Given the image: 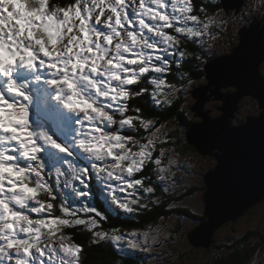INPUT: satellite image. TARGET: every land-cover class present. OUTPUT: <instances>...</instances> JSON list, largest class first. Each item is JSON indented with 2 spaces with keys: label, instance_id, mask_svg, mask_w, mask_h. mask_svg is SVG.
<instances>
[{
  "label": "snow or ice",
  "instance_id": "1",
  "mask_svg": "<svg viewBox=\"0 0 264 264\" xmlns=\"http://www.w3.org/2000/svg\"><path fill=\"white\" fill-rule=\"evenodd\" d=\"M31 2L10 0L22 6L13 11L11 7L3 8L4 0H0V59L14 57L0 67V100H18L23 105L33 99L28 94L29 84L21 82L29 77L33 83L41 84L39 77L53 85L59 83L95 101L92 106L100 110L98 119L77 117L84 138L105 137V147H115L102 159L89 160L79 148L61 145L48 134L47 144L35 139L31 147L37 149L36 159H31L23 154L27 148L18 140L0 143V163L13 171L23 169L27 176L23 184L7 179L0 184V264H81L82 246L64 232L65 228L78 226L91 234L93 243L109 241L120 255L132 259L129 249L142 247L141 234L105 230L104 224L122 215L129 219L156 205V184L144 174L145 169L154 166L164 191L168 190L164 182L169 169L164 166L162 149L159 156L154 155L155 133L159 131H154V119L142 116L139 107L131 109L136 115H128L129 101L149 94L158 110L162 103L158 97L164 94V88L181 91L166 81L167 74L174 71L173 65L178 71L187 55L180 45L190 42L202 50L203 38L211 35L208 29L216 21L210 18L202 22L190 0H74L59 6V15L53 17L58 24L64 22L63 39L57 41L53 54L40 33L42 21L31 20L34 31L29 35L21 17L38 11L40 5L44 15L55 9L49 0H35L37 9L29 7ZM198 11L208 15L207 6ZM25 53L29 54L27 61L22 59ZM229 64L225 61L226 66L219 72L231 82L233 69ZM205 71L216 69L207 65ZM208 79L213 82L211 75ZM145 82L152 86L151 92L147 87L133 90L132 86ZM188 83H192L190 77ZM52 94L45 89L44 101L61 114L66 124L63 133L68 135L71 122L52 101ZM205 127L211 146L222 147L211 134V127ZM141 129L148 135L137 138L124 134H139ZM24 187L34 190L35 195H25ZM57 207L59 216L55 215ZM143 235L146 244L148 233Z\"/></svg>",
  "mask_w": 264,
  "mask_h": 264
},
{
  "label": "rangeland",
  "instance_id": "2",
  "mask_svg": "<svg viewBox=\"0 0 264 264\" xmlns=\"http://www.w3.org/2000/svg\"><path fill=\"white\" fill-rule=\"evenodd\" d=\"M245 8L243 13L237 17L232 14V10H229L228 14L224 13L222 10L216 9L213 12H209L207 16H200L202 22L207 21L210 18H214L216 21L208 31L211 33L210 36H205L203 39L205 41L204 47L201 50L204 54L213 56H230L233 54V49L239 44V31L244 27L249 28L252 24L258 22L257 17H253L244 22V18L250 17L256 14V9L259 6V0H246ZM262 11V10H261ZM257 12V14H262L263 19L259 23L264 21V12ZM251 12V13H250ZM259 18L261 16H258ZM220 21H223L220 23ZM248 23V25H246ZM171 32V30H168ZM264 42V38L262 43ZM182 45V44H181ZM180 45V46H181ZM201 49V48H200ZM209 56V57H210ZM212 57V58H213ZM203 58V57H202ZM201 62V60H198ZM175 66V65H174ZM177 71V70H176ZM175 71V72H176ZM258 74L264 77V59L259 64ZM168 75L166 76V81L168 84H175L178 89L182 88L181 91L173 92L169 88H164L162 92L164 94L159 95V99L162 101L160 107H167L174 101L181 102V110L191 121L200 122V118L195 117L189 110L190 107L197 103V99L192 97V92L194 87H198L201 83L206 84L205 79L193 78L188 72H178L175 73L176 82H171L168 80ZM192 79V83H188V78ZM203 80V82H202ZM33 78L29 77L26 82L29 84V88H33L36 83H33ZM38 87L41 90L44 86ZM221 93L225 95L226 93H233L236 89L232 86L221 88ZM41 95L42 93L38 91ZM38 94V93H37ZM213 97V96H212ZM214 98V97H213ZM34 103L37 104V97L34 98ZM223 106V102L220 100L211 99L204 102L203 109L209 112L211 119L217 118L222 115L220 108ZM159 107V108H160ZM237 111L231 119L232 125H239L240 123H245V119L249 116L257 117L263 111L257 101L249 95H244L241 97L237 103ZM41 111V112H40ZM40 114H43V108L41 107ZM48 112V113H47ZM59 114L50 107V110L44 113L52 121L51 115ZM36 123L43 126L42 119L38 117L37 112L32 107L29 113V123ZM56 125H58L59 131L64 136V141L66 144L67 135L63 133V128L66 127L62 117L54 118ZM159 129L155 133L156 151L154 155L159 156L161 149L163 150V161L164 166L169 170L167 172V191H164L160 187V181L156 180L159 184L161 191L173 197L172 202L169 203L168 207L171 209H190L194 212L203 213L204 205L202 196L205 192L204 190V176L216 165L215 157L204 156L196 152L188 145L184 146L186 140V132L189 128L184 126H179L173 121L164 122L160 125L155 124V129ZM46 129V128H45ZM30 130V129H29ZM148 135L147 133H144ZM186 140V141H185ZM218 152L214 150L213 153ZM48 160V157H46ZM47 162V161H46ZM171 162V164H169ZM95 183L93 179L91 183ZM158 202L161 201L160 197L154 196L153 199H157ZM257 216V217H256ZM252 217V218H251ZM258 224H264V202H260L253 212L238 219L236 222L227 221L224 224L217 227L214 231L213 237L210 239L211 242L214 241L215 245H220L222 242H230L233 237H238L246 230L249 225L253 227ZM194 227L192 220L187 218H180L177 215H172L168 217H162L160 220L151 227H145L141 229H118L120 233L126 234L131 231H136L141 234V244L142 247L137 249H129L133 258L140 260L142 264H197L202 259L209 260L210 256L215 253L214 249H208L204 246L193 247L188 241L187 234ZM117 229V228H116ZM144 233H148L146 238V244L144 243L145 237ZM209 241V239H208ZM212 244V243H211ZM127 248V244L125 243ZM118 251V250H117ZM264 264V254L260 258ZM259 260V261H260Z\"/></svg>",
  "mask_w": 264,
  "mask_h": 264
},
{
  "label": "water",
  "instance_id": "3",
  "mask_svg": "<svg viewBox=\"0 0 264 264\" xmlns=\"http://www.w3.org/2000/svg\"><path fill=\"white\" fill-rule=\"evenodd\" d=\"M243 2L222 0L227 12L233 9L238 11ZM263 38L264 22L263 25L257 22L248 29H241L239 44L233 49V54L216 57L205 64L204 71L207 65H214L216 71H205L207 83L191 94L197 99L191 111L195 117L200 118V122H194L187 130V143L201 155H213L216 161L215 167L204 176L206 190L202 200L207 222L187 234L193 247L208 248L218 226L227 221H235L264 200V77L258 74L259 64L264 59ZM237 49L240 51L237 52ZM225 61H230L227 66L233 69L229 77L231 82L226 81L219 72V69L226 66ZM209 75L212 76V83L209 82ZM230 86L236 91L223 95L220 89ZM244 95L252 96L263 111L257 117H247L245 123L232 125L231 119L237 111V103ZM211 99L223 102L220 108L222 115L214 119L203 109L204 102ZM206 124L211 127V134L222 147L211 146ZM214 150L218 152L213 153Z\"/></svg>",
  "mask_w": 264,
  "mask_h": 264
},
{
  "label": "trees",
  "instance_id": "4",
  "mask_svg": "<svg viewBox=\"0 0 264 264\" xmlns=\"http://www.w3.org/2000/svg\"><path fill=\"white\" fill-rule=\"evenodd\" d=\"M193 1L194 0H190L191 3H193ZM73 2L74 0H49V3L51 5L59 6H66ZM246 2L247 1L244 0L242 6L238 10L244 7ZM194 5L197 9L194 14H197L199 16L205 15L204 13L198 11L201 6H207L208 13L213 12L215 9L216 11L222 10L225 14H228L229 12L224 10L222 0H195ZM230 12H237V10L233 9ZM261 25H263V23H261ZM180 48L182 51H185L187 53V55L183 59L182 67L179 69L180 72H188L192 75L193 78H199L200 80L202 78L205 79L204 65L216 58V56H212V58L210 55L204 54L201 51L200 47L190 42L182 43ZM197 56L203 57L202 59H200L201 62H198V60L195 58ZM222 56L224 57L225 55L222 54L217 57ZM173 68L174 71L169 73L168 80L171 82H176L175 73L178 71L175 70L174 65ZM204 85L205 84L201 83L200 85H198V87ZM143 87L149 88V92H151L152 90V86L148 85L146 82L143 84L132 86L133 90H139V88ZM198 87L196 86L192 90H195ZM129 105L130 111L128 115H136V113L132 112L131 109L139 107L141 109L142 116L148 119H154V123L158 125L164 122L173 121L180 127L184 126L186 128H189L194 123V121H191L188 117H186V115L181 110L180 101H174L169 106L160 107L157 110L156 106L152 105L151 103L150 95L145 94L143 97H135L134 99L130 100ZM191 108L192 107L189 108L190 111ZM43 121L46 123V126L49 129L50 136H52L53 139L58 140L59 143L63 144L62 135L58 133L55 128V125L47 119H44ZM124 134L137 135V138H139L140 135H145L143 129L140 130L139 134L130 133L127 131ZM187 145L189 148L191 147L192 149H194L187 142L184 143V146ZM153 167L154 166L151 165L148 166L145 169L144 174L150 176L152 181L156 184L157 190L155 196L160 197L161 201H159L154 206H150L149 210L144 211L138 215L132 216L129 219H125L123 215L120 217L110 218L104 224L105 230H111L113 228L141 229L145 227H151L155 225L160 220V218L172 215H177L180 218H187L192 220V222L194 223L193 228L197 227L198 225L205 224L207 222V218L204 215V211L202 214H198L197 212H194L190 209H171L168 207L169 203L172 202L171 200L173 199V197L161 191L159 184L156 180V175L153 172ZM92 185L93 191L95 192L96 182H93ZM262 201L264 202V200ZM259 203L250 208L243 216L239 217L238 219L247 216L248 214L253 212ZM55 215H60L59 207L56 208ZM238 219H236L234 222H236ZM64 232L66 235L72 237V240L76 244L82 246L83 251L80 254L81 264H142L140 260L136 258L132 257V259H129L123 255H120L115 246L112 245V243L109 241H99L97 243H93L91 234L87 230H85L83 226H78L76 228H65ZM208 249H214L216 252L210 256L209 260L202 259L197 264H263L262 259L260 260V258L264 254V224H258L255 227L249 225L243 232V234L238 237L231 238L230 242L225 241L222 242V244L220 245H215L213 241L212 244L208 248H206V250Z\"/></svg>",
  "mask_w": 264,
  "mask_h": 264
},
{
  "label": "clouds",
  "instance_id": "5",
  "mask_svg": "<svg viewBox=\"0 0 264 264\" xmlns=\"http://www.w3.org/2000/svg\"><path fill=\"white\" fill-rule=\"evenodd\" d=\"M3 8L11 7L13 11H19L22 7L16 3H10V0H4L2 5ZM29 7L32 9H37L38 5L35 0H32L29 3ZM55 11L51 14L44 15L45 9L43 5L39 6V10L27 14V17H21L24 21V26L27 29L29 35L34 31L31 24V20L35 19L42 21L40 24V33L46 39L47 43L52 47V53L56 54L55 45L58 40H62V24L56 23L53 17L59 15V5H53ZM20 23V21H17ZM11 59L14 57H5L0 59V67L10 63ZM23 60L27 61L29 59V54L25 53L22 57ZM75 67V65H73ZM43 68V66H42ZM63 69V65L61 70ZM55 72H52L51 75H55ZM33 75H35L33 73ZM41 84L47 91H51L52 101L58 103L60 110L68 117L71 122V127L67 135L66 144L69 148H79L82 153H85V159H102L104 155L110 153V150L115 147V145H108L106 148L105 145L107 140L105 137L91 138L87 140L81 134L80 121L77 120V117H80V120H91L93 117L99 118L100 110L95 109L92 105L95 101H90L81 95L78 91H74L68 87H62L59 83L53 85L48 83L44 77H39ZM34 82V81H33ZM29 96H32L31 93H28ZM12 99V97H10ZM33 99H29L26 104L21 105L20 101L15 103H8L3 100H0V143H8L10 140H18L26 148L27 151L23 153L26 158L36 159L37 149L31 147L35 139H39L42 144H47L48 131L36 123H29V113L30 109L33 107ZM89 112L92 113V116H89ZM81 113H84L81 116ZM30 129V130H29ZM40 161L37 160V165L39 166ZM25 170L20 169L13 171L11 166L5 167L3 163H0V184H2L6 179L9 182L20 181L21 184L27 180V176L24 174ZM22 192L27 196H34V190H29L26 187L22 188Z\"/></svg>",
  "mask_w": 264,
  "mask_h": 264
},
{
  "label": "flooded vegetation",
  "instance_id": "6",
  "mask_svg": "<svg viewBox=\"0 0 264 264\" xmlns=\"http://www.w3.org/2000/svg\"><path fill=\"white\" fill-rule=\"evenodd\" d=\"M195 1V0H194ZM194 1H193V4H194ZM259 2H260V4H259V6L257 7V9H256V14L255 15H251L249 18L248 17H246L245 16V18H244V22L246 23L248 20H250L251 18H255V17H257L258 18V22H260L261 21V18L263 19V17H262V14H257V12H260L261 10V12L263 13L264 12V0H259ZM246 4V3H245ZM245 8V5H244V7H242L240 10H238L237 12H232V14H235L237 17H239L242 13H243V9ZM251 13V12H250ZM229 15V14H228ZM258 16H261L260 18L258 17ZM246 25H248V23L246 24ZM244 28H246V27H244Z\"/></svg>",
  "mask_w": 264,
  "mask_h": 264
},
{
  "label": "bare ground",
  "instance_id": "7",
  "mask_svg": "<svg viewBox=\"0 0 264 264\" xmlns=\"http://www.w3.org/2000/svg\"><path fill=\"white\" fill-rule=\"evenodd\" d=\"M225 10V9H224ZM244 29H248V28H244ZM252 35H254V33H251ZM47 159V158H46Z\"/></svg>",
  "mask_w": 264,
  "mask_h": 264
}]
</instances>
